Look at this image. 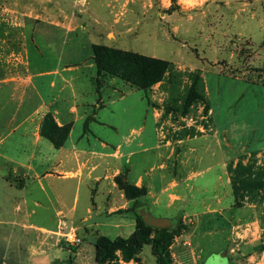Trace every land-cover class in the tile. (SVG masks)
Instances as JSON below:
<instances>
[{
  "label": "rangeland",
  "instance_id": "1",
  "mask_svg": "<svg viewBox=\"0 0 264 264\" xmlns=\"http://www.w3.org/2000/svg\"><path fill=\"white\" fill-rule=\"evenodd\" d=\"M44 1H62L64 4L60 7L65 11H79L85 6L81 3L74 9V0ZM21 2L23 0H0V51L16 54L12 57L15 65L11 66V75L19 71L16 69L19 50L11 37L5 38L12 41L5 46L1 32H55L35 22L33 17L31 20L23 17L19 11ZM29 7L35 8L33 2ZM117 14L123 25L130 22L131 30L122 31L132 33L121 42L113 43L104 38L98 40L99 43L172 62L174 72L167 73L147 90L120 78L98 75L94 78L100 94L98 105L105 107L101 117L110 119L116 114L115 118L122 121L125 128L140 127L143 123L140 118L137 120V115L148 112V126L155 129L166 175L171 179H189V184L195 186L198 204L194 211L200 214L188 216L185 213V217L172 220L174 226H179L174 231V241L188 234L196 245L202 244L205 253L201 254H204L201 264H264V0H139L123 6ZM26 19V24L21 26ZM247 33L252 38L243 35ZM38 42L43 46L46 60L38 62L35 49L30 46L32 72L56 61L61 65L70 61L69 46L59 42L50 48L40 38ZM79 49L76 59L88 61L92 47L81 45ZM7 71L0 67V78ZM114 79L117 84L113 83ZM9 92L10 88L3 93ZM0 105H5V110L0 109L4 116L13 108V103L1 95ZM123 108L130 111L129 119L122 117ZM53 121L57 124L52 115H46L43 121L42 128L49 134L55 132ZM103 131L109 132L108 129ZM57 136L61 139L63 134ZM218 141L228 145L224 149L207 148L212 143L216 146ZM196 158H202L201 162ZM155 169L157 175L159 170ZM117 181L121 189V184L129 183L126 174L118 176ZM17 194L14 188L7 197L10 210L5 213L8 216L14 214L11 207ZM27 198L28 208L35 211L32 222L46 221L34 204V200L43 199L42 196L34 190L27 193ZM134 201L136 205L128 212L136 218L142 206L137 205L139 199ZM122 214L125 216V212ZM208 215H217V227L205 228L208 217L203 227L197 229L200 219ZM215 220L213 217L211 222ZM135 230L134 226L107 233L113 239L120 235L128 238ZM9 231H14L15 236L19 234V230ZM200 232L204 235H190ZM43 234L55 241L59 249V260L53 264H96V235L87 237L83 231L66 227V224L56 232L43 231ZM74 236L78 241H72ZM25 256L17 240L8 250L0 241V259L4 264H40L41 258ZM141 257L143 263L135 260L139 264H157L150 245L143 248ZM127 261V253L117 251L106 264Z\"/></svg>",
  "mask_w": 264,
  "mask_h": 264
},
{
  "label": "crops",
  "instance_id": "2",
  "mask_svg": "<svg viewBox=\"0 0 264 264\" xmlns=\"http://www.w3.org/2000/svg\"><path fill=\"white\" fill-rule=\"evenodd\" d=\"M138 1L74 0V9L82 3L85 5L83 10L65 11L60 7L64 4L62 1H57V4L23 0L19 8L22 16L28 20L33 17L35 22L39 21L55 32H1L2 43L5 46L12 41L17 43L20 55L16 67L19 71L11 75V66L15 65L12 57L16 54L0 51V67L8 70L0 78V95L13 103L8 115L0 113V198L3 197L0 204V241L7 250L17 240L30 259L41 258L40 264L46 261L53 264L59 260V249L43 231L56 232L66 224V227L73 226L83 231L87 237H110L107 232L112 229L136 227L135 216L128 212L136 201L127 199L118 184L117 177L122 174H126L130 184L148 190L137 204L142 206L139 213L144 209L154 217L171 220L185 217V213L188 216L200 214L194 211L198 204L197 195L189 179H171L166 175L155 129L148 126L149 113L137 115V120L140 118L143 123L140 127L125 128L122 121L115 118L116 114L110 119L101 117L105 107L98 105L100 94L94 83L98 70L92 56L88 61L76 59L81 45L91 48L94 44H102L98 40L104 38L117 43L132 33L122 31L124 28L131 30L130 22L123 25L117 13L123 6ZM32 2L33 10L29 7ZM106 11L109 15H105ZM26 22L27 19L21 26ZM243 35L252 38L250 33ZM10 37L12 41L5 39ZM39 38L50 48L59 42L62 46H69L70 61L65 65L56 61L32 72L30 46L35 49L38 62L46 60ZM112 81L117 82L115 79ZM9 88L12 93L4 94ZM207 92L209 95L208 85ZM5 105H0V109L5 110ZM213 113L215 116L214 108ZM121 114L126 119L130 118L127 108H123ZM46 115H52L60 127L71 126L61 147H56L42 135ZM217 132L221 133L219 129ZM215 144L207 148L224 149L228 145L219 141ZM201 160L196 158V161ZM155 168L159 170L157 175L154 174ZM14 188L18 194L11 207L14 211L11 217L6 214L10 210L7 197ZM34 190L43 198L35 199L34 204L46 221L31 220L35 211L28 208L27 193ZM217 201L220 202L219 199ZM2 211L6 213L2 215ZM210 212L213 211L210 209ZM212 216L202 217L197 229L203 227V221L208 217L205 228L217 227V215L213 216L215 222H211ZM9 230H19V234L15 236V232ZM190 235L201 236L204 233ZM171 252L177 264H201L205 247L196 245L188 234H182L176 237ZM140 258L143 263L141 254ZM124 264L139 262L132 259Z\"/></svg>",
  "mask_w": 264,
  "mask_h": 264
},
{
  "label": "trees",
  "instance_id": "3",
  "mask_svg": "<svg viewBox=\"0 0 264 264\" xmlns=\"http://www.w3.org/2000/svg\"><path fill=\"white\" fill-rule=\"evenodd\" d=\"M92 59L98 69L99 77L110 75L143 90L161 81L167 73L172 75L174 72L172 62L102 44L92 46ZM97 83L100 85V79ZM53 124L55 132L49 134L45 128H42V135L50 139L56 147H61L68 138L71 128L70 126L59 127L54 121ZM56 133L57 135L63 134L62 138H58ZM121 185L126 197L130 200H138L148 193L146 187H138L130 183ZM178 227V225L166 229L152 227L146 224L143 217L137 213L136 230L130 237L113 239L100 235L97 238L95 243L96 264H106L117 251H125L129 261L132 259L140 261V254L146 245L152 247L157 264H177L173 259L171 246L174 243V231ZM0 264H4L1 259Z\"/></svg>",
  "mask_w": 264,
  "mask_h": 264
},
{
  "label": "water",
  "instance_id": "4",
  "mask_svg": "<svg viewBox=\"0 0 264 264\" xmlns=\"http://www.w3.org/2000/svg\"><path fill=\"white\" fill-rule=\"evenodd\" d=\"M141 216L143 217L146 224L160 229L173 228L174 222L168 218H157L152 216L148 211L142 209L140 211Z\"/></svg>",
  "mask_w": 264,
  "mask_h": 264
},
{
  "label": "built area",
  "instance_id": "5",
  "mask_svg": "<svg viewBox=\"0 0 264 264\" xmlns=\"http://www.w3.org/2000/svg\"><path fill=\"white\" fill-rule=\"evenodd\" d=\"M69 235H70V234H69ZM72 241H74V242H75V241H78V240H77V236H74V238L72 239Z\"/></svg>",
  "mask_w": 264,
  "mask_h": 264
}]
</instances>
